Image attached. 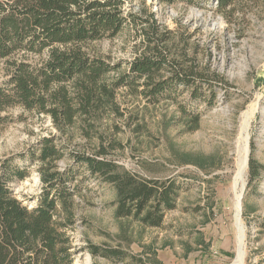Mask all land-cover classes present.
Listing matches in <instances>:
<instances>
[{
    "label": "rangeland",
    "instance_id": "rangeland-1",
    "mask_svg": "<svg viewBox=\"0 0 264 264\" xmlns=\"http://www.w3.org/2000/svg\"><path fill=\"white\" fill-rule=\"evenodd\" d=\"M132 6L139 16L148 8L176 33L179 46L188 45L215 94L212 98L203 88V97L194 99L192 91L183 90L176 101L153 106L128 89L119 91L124 117L104 118L99 127L100 132L110 127L108 134L122 144L113 158L135 175L173 178L183 188L162 227L150 228L133 218H118L113 186L91 177L86 168H76L83 193L74 197L71 214L60 209L56 216L59 224L73 222L66 233L74 264H264V173L249 186L248 164L252 153L264 165V0H246L226 12H219L216 3L196 7L132 0ZM138 32L127 26L117 37L95 42L89 49L121 65L122 73L144 49ZM5 79L1 65L0 83ZM6 115L11 119L0 125V158L16 156L19 166L28 169V177L10 186L32 209L38 205L42 183L40 163L28 153L42 138L52 133L60 137V132L50 117L20 105ZM187 116H199L200 122L192 124ZM114 124L119 129L112 128ZM85 143L77 137L70 150H80ZM95 145L97 139L88 145L89 153ZM245 157L238 214L240 190L235 191L234 181ZM72 163L65 158L58 165L65 170ZM90 244L121 249L133 259L94 257L87 249ZM238 252L242 263L237 262Z\"/></svg>",
    "mask_w": 264,
    "mask_h": 264
},
{
    "label": "trees",
    "instance_id": "trees-1",
    "mask_svg": "<svg viewBox=\"0 0 264 264\" xmlns=\"http://www.w3.org/2000/svg\"><path fill=\"white\" fill-rule=\"evenodd\" d=\"M160 5L207 6L216 3L219 12L246 0H156ZM142 16L132 0H0V66L6 79L0 83V125L10 121V108L23 106L51 118L60 132L50 134L31 147L28 157L40 163L42 191L38 205L30 209L12 189L14 180L28 177L16 156L0 158V264H74L71 238L73 225L57 223L60 209L71 214L80 190L76 168H86L91 177L113 186L118 218H133L150 228H160L167 212L176 209L182 186L143 178L122 169L113 158L122 144L100 132L104 118L124 117L118 93L128 89L156 106L175 100L183 90L194 99L207 88L214 98V86L205 79L188 45L175 42L176 33L161 25L148 8ZM139 30L142 52L120 73L112 64L90 51L91 44L117 37L125 27ZM39 58L38 61H32ZM191 117L192 124L200 122ZM119 129L117 124L112 127ZM111 129V128H110ZM80 137L86 143L70 150ZM60 141L59 140H63ZM70 150V152H68ZM23 158V156H22ZM71 158L72 165L61 170L58 162ZM264 173L253 154L249 160V186ZM94 257L124 261L133 259L121 249L90 244Z\"/></svg>",
    "mask_w": 264,
    "mask_h": 264
},
{
    "label": "bare ground",
    "instance_id": "bare-ground-1",
    "mask_svg": "<svg viewBox=\"0 0 264 264\" xmlns=\"http://www.w3.org/2000/svg\"><path fill=\"white\" fill-rule=\"evenodd\" d=\"M247 142V141H246ZM247 153V151H246ZM246 166H247V158L245 157L242 165L240 166V169H239V173L238 175L236 176L235 178V181H234V189L236 192H238V190H240L238 193H237V196H236V200H237V204H236V209H237V213L239 214V211H240V207H241V194H242V190H243V187H244V184H245V181H244V174H245V171H246ZM239 220V218H238ZM242 249V248H241ZM241 251V250H240ZM238 263H242V254L241 252H238Z\"/></svg>",
    "mask_w": 264,
    "mask_h": 264
},
{
    "label": "water",
    "instance_id": "water-1",
    "mask_svg": "<svg viewBox=\"0 0 264 264\" xmlns=\"http://www.w3.org/2000/svg\"><path fill=\"white\" fill-rule=\"evenodd\" d=\"M250 155V154H249ZM250 157V156H249ZM249 160H250V158L248 159V164H249Z\"/></svg>",
    "mask_w": 264,
    "mask_h": 264
}]
</instances>
